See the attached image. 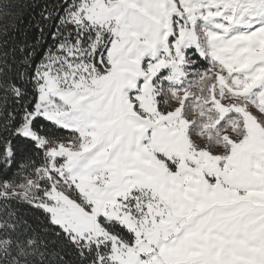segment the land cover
I'll return each mask as SVG.
<instances>
[{"label":"snow or ice","instance_id":"6c2138e0","mask_svg":"<svg viewBox=\"0 0 264 264\" xmlns=\"http://www.w3.org/2000/svg\"><path fill=\"white\" fill-rule=\"evenodd\" d=\"M0 264H264V0H0Z\"/></svg>","mask_w":264,"mask_h":264}]
</instances>
